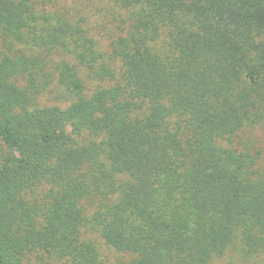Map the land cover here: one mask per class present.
<instances>
[{"label":"trees","instance_id":"1","mask_svg":"<svg viewBox=\"0 0 264 264\" xmlns=\"http://www.w3.org/2000/svg\"><path fill=\"white\" fill-rule=\"evenodd\" d=\"M96 240L264 256V0H0V264Z\"/></svg>","mask_w":264,"mask_h":264},{"label":"rangeland","instance_id":"2","mask_svg":"<svg viewBox=\"0 0 264 264\" xmlns=\"http://www.w3.org/2000/svg\"><path fill=\"white\" fill-rule=\"evenodd\" d=\"M89 86H92L90 83ZM243 140H249L252 144V146L258 148L261 145V136L259 132L254 131L250 132L249 134L245 135ZM92 239L95 240V236H91ZM97 243V249H98V257L102 264H119L121 261H123V257L117 253H115L113 250L107 248L103 244L99 243L98 240H96ZM264 264V256L258 255L253 256L250 258H245L241 256L236 246H231L229 250L226 252L225 256L222 258L214 259L212 261V264Z\"/></svg>","mask_w":264,"mask_h":264}]
</instances>
